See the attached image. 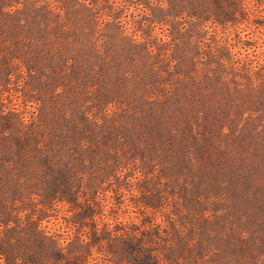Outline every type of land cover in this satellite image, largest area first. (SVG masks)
I'll return each mask as SVG.
<instances>
[{
    "label": "rangeland",
    "instance_id": "374dc122",
    "mask_svg": "<svg viewBox=\"0 0 264 264\" xmlns=\"http://www.w3.org/2000/svg\"><path fill=\"white\" fill-rule=\"evenodd\" d=\"M0 264H264V0H0Z\"/></svg>",
    "mask_w": 264,
    "mask_h": 264
}]
</instances>
